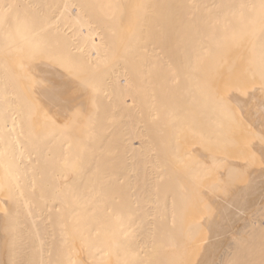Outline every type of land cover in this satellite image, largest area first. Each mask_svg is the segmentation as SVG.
I'll use <instances>...</instances> for the list:
<instances>
[{"label": "bare ground", "instance_id": "obj_1", "mask_svg": "<svg viewBox=\"0 0 264 264\" xmlns=\"http://www.w3.org/2000/svg\"><path fill=\"white\" fill-rule=\"evenodd\" d=\"M203 262L264 264V0H0V264Z\"/></svg>", "mask_w": 264, "mask_h": 264}, {"label": "rangeland", "instance_id": "obj_2", "mask_svg": "<svg viewBox=\"0 0 264 264\" xmlns=\"http://www.w3.org/2000/svg\"><path fill=\"white\" fill-rule=\"evenodd\" d=\"M253 206H255L254 204H253V202H251V203H249L248 205H246L245 207H244V209H243V214H247V213H249L254 207ZM208 256H211V254H209ZM204 264H206V262H203Z\"/></svg>", "mask_w": 264, "mask_h": 264}]
</instances>
